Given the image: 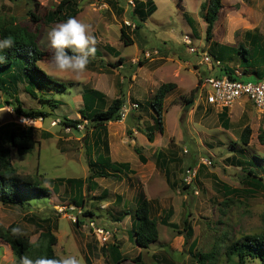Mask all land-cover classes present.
Returning <instances> with one entry per match:
<instances>
[{"label":"rangeland","instance_id":"1","mask_svg":"<svg viewBox=\"0 0 264 264\" xmlns=\"http://www.w3.org/2000/svg\"><path fill=\"white\" fill-rule=\"evenodd\" d=\"M63 1L0 0L2 14L40 30V46L50 53L54 50L48 31L69 18L58 16L70 14L88 24L96 41V53L79 76L55 71L51 59L37 63L46 75L66 84L63 90L32 84V77H9L4 88L0 86V134L5 127L18 126V101L26 112L50 114L45 123L35 124V149L20 153L12 147L11 162L19 173L36 177L52 191L50 196L28 197L24 204L0 202V223L18 224L33 242L51 224L58 237L56 254L76 255L80 264H140L135 261L139 254L144 264H237V256L228 254L230 246L247 235L264 234V144L259 139L264 113L250 101L238 100L228 108L227 128L220 119L222 108L206 107L197 92L202 78L225 67L249 81L263 74L264 0H223L210 41L202 8L209 0H153L155 10L141 27L132 23L137 0H68L64 12L50 21L48 15ZM31 13L42 20L33 22ZM123 27L133 40L130 44L121 38ZM242 48L248 50L249 61L238 52ZM205 54L212 63L203 61ZM172 81L180 88L167 96L164 132L156 129L149 147L142 130L155 124L150 106L155 84ZM118 97L125 99L121 120L100 125L82 118L86 106L103 110ZM53 118L60 123L53 126ZM65 118L81 120L83 127L68 131ZM247 125L252 133L245 145L240 136ZM107 151L113 161L131 163L135 173L130 167L88 181L93 171L102 169L98 155L107 156ZM57 178H82L85 183L82 188L52 183ZM143 195L159 222V239L148 248L137 245L133 228ZM166 218L177 227L164 225ZM97 228L110 232V238L104 242ZM0 264H18L4 241ZM246 264L260 262L249 258Z\"/></svg>","mask_w":264,"mask_h":264},{"label":"trees","instance_id":"2","mask_svg":"<svg viewBox=\"0 0 264 264\" xmlns=\"http://www.w3.org/2000/svg\"><path fill=\"white\" fill-rule=\"evenodd\" d=\"M69 1H63L57 11H52L48 18L50 21L55 20L56 15H60L64 12L65 5ZM204 9L203 17L207 23L206 26V39L208 41L212 40L214 37V31L218 16L220 11L223 8V0H209L206 4L202 6ZM155 10V4L153 0L145 1H136L135 6L132 8V15L136 27H141L142 23L145 22L148 16ZM75 13V11H73ZM0 11V39L4 37L11 36L15 41V44L10 49H5L0 51V56H4L5 59L3 63H0V86L4 88V83L9 77L20 80H28L32 77V84L38 83L42 87L44 84L51 88L57 90H63L66 88V84L63 82L57 81L54 77L46 75L43 70L37 67V63L51 59V53L42 49L40 46V30L37 28H29L17 23V20L13 16H5ZM32 21L38 22L42 18L38 17L35 13H31ZM69 15L58 16L59 19H67ZM122 34L121 38L125 44H130L133 40L127 33V28L123 27L121 29ZM242 54L244 60L249 61L248 50L243 49L238 51ZM116 67V65H114ZM13 70L15 74H10V71ZM37 73V75L35 74ZM40 74V75H39ZM260 74V73H258ZM226 75L231 79H239L235 71L229 69L228 67L224 68V71L218 76ZM245 75V74H244ZM262 75V73H261ZM258 75V76H261ZM42 76L44 80H42ZM177 87L175 82H165L162 83L155 93V98L151 101L150 106L155 112V124L152 127H149L145 130H142L146 134L149 141L153 142L155 139V130L164 132L163 127V117L165 111V99L167 95ZM195 90L192 93V98H195ZM87 93H84V98ZM100 97L103 96L102 93L96 92ZM102 94V95H101ZM94 104V102H93ZM125 105V99L123 97L115 98L110 105L103 110H98L93 107V105H88L83 108L80 112L84 120L93 121L96 124L104 125L110 121H118L122 119L123 107ZM56 106V103L53 107ZM15 111L19 116H31L36 117H49L50 114L43 111L35 112H26L22 106V103L18 101L15 105ZM18 116V117H19ZM220 119H223L226 122L225 126L229 127L228 120V108H223V111L220 114ZM81 120H73L65 118L64 124L77 128L81 124ZM36 127L33 126H23L18 124L15 128L5 127L2 129L0 134V202L3 204H24L25 199L28 197L36 196H50L52 191L51 189L44 185V182L37 179L32 175L21 174L17 169L12 165V147H15L20 153L31 152L35 149L37 140H36ZM252 133V128L247 125L240 136V140L243 144L248 145L250 143V137ZM99 135V134H98ZM260 141L264 144V133L259 135ZM110 151V150H109ZM107 151V156L105 154H99L97 157V162H100L102 166L101 170L94 172L93 168L92 173L88 176V181H93L96 177H109L116 176L122 173L126 168L130 169V163L128 162H115L111 159L110 153ZM135 151L142 156L139 148H136ZM161 152L158 154V159L160 158ZM94 161L91 160L90 165ZM252 171V170H250ZM119 173V174H116ZM135 173V171H134ZM55 181L75 184L78 188H82L85 183V180L82 178H57L52 180V183ZM171 213V212H170ZM135 221H134V233L135 241L138 246L142 248H148L149 245L154 243L159 239V228L158 220L151 214V201L145 196L139 198L138 207L135 212ZM81 220L77 219L79 224ZM162 223L164 225L176 228L177 224L169 222L168 219H163ZM45 230H41L39 236L35 242L30 240V237L23 233L21 227L16 223H11L8 226L0 223V242H6L19 260L22 256L27 255L33 259L39 256L47 257H56L59 255L56 254L55 246L58 243V237L53 232V227L51 224H48ZM188 235L191 236L192 228H188ZM229 255L237 256V264H246L247 259H257L260 264H264V234H252L247 235L241 240L237 241L228 249ZM202 256L201 258H203ZM142 255L136 258V262L144 264L141 262Z\"/></svg>","mask_w":264,"mask_h":264},{"label":"clouds","instance_id":"3","mask_svg":"<svg viewBox=\"0 0 264 264\" xmlns=\"http://www.w3.org/2000/svg\"><path fill=\"white\" fill-rule=\"evenodd\" d=\"M50 40L52 68L59 73H72L79 76L83 73L90 57L96 53L95 39L90 33V26L78 20L76 17H69L66 21L52 27L48 33ZM15 41L11 36L0 39V51L10 49ZM5 57L0 56V63ZM24 123L27 119L23 120ZM19 264H80L76 255L56 257L39 256L35 259L24 255L20 258Z\"/></svg>","mask_w":264,"mask_h":264},{"label":"built area","instance_id":"4","mask_svg":"<svg viewBox=\"0 0 264 264\" xmlns=\"http://www.w3.org/2000/svg\"><path fill=\"white\" fill-rule=\"evenodd\" d=\"M130 24V22H128ZM133 23V22H132ZM135 24V23H133ZM186 44L191 43V39L188 36L184 37ZM190 50H194L190 47ZM205 63H212L213 59L209 54H205L203 57ZM220 65V61L215 62ZM236 75L239 79H231L226 75H208L199 82L198 84V100L199 102L206 103L214 107L229 108L236 101L247 99L252 103L255 109L264 113V72L261 76H256V81L246 80V75L240 71H236ZM250 77V76H249ZM135 107L138 104H134ZM124 110L122 116H124ZM27 119L24 123L23 120ZM48 120L47 117H36L31 116H19L16 118V123L23 126H33L36 127L37 123H45ZM49 122L55 126L60 123V119H50ZM83 126L79 124L77 128H82ZM73 127L68 126L67 130L71 131ZM196 171V170H195ZM76 220V219H75ZM96 233L100 235L103 241H107L110 238V232L104 230L103 228L95 229Z\"/></svg>","mask_w":264,"mask_h":264},{"label":"crops","instance_id":"5","mask_svg":"<svg viewBox=\"0 0 264 264\" xmlns=\"http://www.w3.org/2000/svg\"><path fill=\"white\" fill-rule=\"evenodd\" d=\"M185 36H187V35H185ZM188 64H189V63H186V65H188ZM174 71H175V70H174ZM174 75H175V77H180V76H181V74H176L175 72H174ZM215 75H219V74H215ZM255 75L258 76L257 74H255ZM246 76H247V75H246ZM249 76L251 77V76H253V74H252V75H249ZM249 76H248V77H249ZM172 82H175V81H172ZM175 83L177 84V87H176L173 91L178 90V89L180 88V87H179V84H178L177 82H175ZM157 84H158V85H157ZM161 84H162V83H161ZM161 84L157 82V83L155 84V86H157V87L159 88V86H160ZM158 88H157V89H158ZM173 91H171L170 93H172ZM170 93H169V94H170ZM169 94H168V95H169ZM168 95H167V96H168ZM166 98H167V97H166ZM165 100H166V99H165ZM245 100H247V99H245ZM200 103L204 104L206 107H214V106L208 105V104L203 103V102H200ZM222 110H223V109H222ZM223 121H224V120H223ZM223 123H224V125L226 124V122H223ZM225 127H226V126H225ZM228 128H229V127H228ZM143 134H144V136L146 135L145 133H143ZM145 137H146V141H145L146 144H148V145L150 144V145L152 146L153 143H154V141L151 142V141L148 140L147 136H145ZM154 140H155V139H154ZM148 141H149V142H148ZM150 145H149V147H150ZM149 150H150V148H149ZM136 153H137V152H136ZM137 154H138V153H137ZM158 154H159V152H158ZM158 154H157V159H158ZM161 155H162V154H161ZM161 155H160V157H161ZM110 156H111V155H110ZM138 156H139V159H140V161L142 162V164H143V163H146V160H147V159H146L145 156L142 155V156L144 157V160L141 159L140 154H138ZM111 159H112V157H111ZM130 167L132 168L131 163H130ZM132 169H133V168H132ZM133 170H134V169H133ZM134 171H135V170H134Z\"/></svg>","mask_w":264,"mask_h":264},{"label":"water","instance_id":"6","mask_svg":"<svg viewBox=\"0 0 264 264\" xmlns=\"http://www.w3.org/2000/svg\"><path fill=\"white\" fill-rule=\"evenodd\" d=\"M191 103H194V101H192ZM188 107H189V104H188V105H186V109H188Z\"/></svg>","mask_w":264,"mask_h":264}]
</instances>
